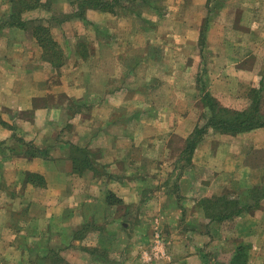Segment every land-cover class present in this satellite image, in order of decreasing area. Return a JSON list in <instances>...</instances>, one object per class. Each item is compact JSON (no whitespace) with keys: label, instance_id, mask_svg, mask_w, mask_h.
I'll use <instances>...</instances> for the list:
<instances>
[{"label":"crops","instance_id":"crops-1","mask_svg":"<svg viewBox=\"0 0 264 264\" xmlns=\"http://www.w3.org/2000/svg\"><path fill=\"white\" fill-rule=\"evenodd\" d=\"M210 98L262 114L264 0H0V264H264Z\"/></svg>","mask_w":264,"mask_h":264},{"label":"trees","instance_id":"trees-1","mask_svg":"<svg viewBox=\"0 0 264 264\" xmlns=\"http://www.w3.org/2000/svg\"><path fill=\"white\" fill-rule=\"evenodd\" d=\"M208 105L212 111L210 118L211 125L223 132L238 133L248 131L258 127H264V117L259 115L258 102L254 100V106L245 112H234L228 109L219 108L213 99H208ZM202 130H197V135L200 136ZM191 142V141H190ZM191 143H194L193 141Z\"/></svg>","mask_w":264,"mask_h":264},{"label":"rangeland","instance_id":"rangeland-1","mask_svg":"<svg viewBox=\"0 0 264 264\" xmlns=\"http://www.w3.org/2000/svg\"><path fill=\"white\" fill-rule=\"evenodd\" d=\"M261 109H262V107H261ZM261 112H262V116L264 117V108L261 110Z\"/></svg>","mask_w":264,"mask_h":264}]
</instances>
